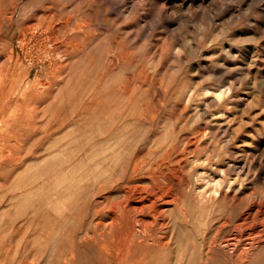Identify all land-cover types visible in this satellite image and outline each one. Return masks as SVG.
<instances>
[{"label":"rangeland","instance_id":"rangeland-1","mask_svg":"<svg viewBox=\"0 0 264 264\" xmlns=\"http://www.w3.org/2000/svg\"><path fill=\"white\" fill-rule=\"evenodd\" d=\"M0 10V52L13 47L17 73L51 84L0 171V264H116L81 242L90 180L53 191L45 158L62 145L76 150L63 173L88 146L136 159L128 183L163 170L172 204L161 235L131 255L144 253L140 264H264V247L243 259L225 244L264 201V0H0ZM47 119L62 128L50 133ZM120 183L96 197L118 196Z\"/></svg>","mask_w":264,"mask_h":264},{"label":"bare ground","instance_id":"bare-ground-1","mask_svg":"<svg viewBox=\"0 0 264 264\" xmlns=\"http://www.w3.org/2000/svg\"><path fill=\"white\" fill-rule=\"evenodd\" d=\"M3 18L5 20L7 19L5 16L0 17V29L2 24L1 20ZM25 36V32L21 33V38L18 43H22ZM0 55L5 56L7 62L5 68L0 66L1 171L5 169L6 162H8L10 166L12 161L18 159L13 156L14 150H17L16 147H19L17 139L20 138V131L25 127V124L28 123L31 114H33L31 113L33 110V106H30L31 102L37 101L44 92L49 90L51 84L48 82L49 80L45 82V85L40 82L38 80L39 74H37L34 79H30L28 77L29 70L24 75L17 73V64H19L18 60L20 56L18 53L15 54L13 47L5 53L0 52ZM49 67L54 68L56 71L59 70V66H57V64L53 65L51 62H49ZM40 68H42V66H40ZM48 77L55 76L50 74ZM27 78H29V80ZM39 84H41V86H39ZM103 119L108 121L105 117ZM52 122L50 119H47L44 125L48 128L50 133L56 128L61 127L60 123ZM15 132L20 134L18 135L19 138L16 134L14 135ZM75 154L76 150L63 148L62 145L58 150L51 152L49 154L50 157L47 156L45 159L47 174L51 175L55 180L53 191H59L61 194L65 191H69L78 184H84L87 180H90L92 185V198H89V194L86 195L87 201L85 206L86 212L89 211L91 213L88 222V224L91 225V229L89 232L83 234L81 242L84 243L87 248L98 252L100 254L99 256L113 260L116 264L142 263V260H144L142 255H144V253L141 257H139L140 254L136 257L131 255L134 254L138 245L145 244L149 246L148 238L151 237V230H160L161 235V229H163V227L165 228L166 225L164 210L169 204H172V200L167 198V192L163 191L165 183L161 181L164 176L163 170H160L161 168L159 169V165L157 164L151 165L147 168V183H128L126 180H134L135 174L142 170L141 165L136 159H132L131 162H124L125 157L123 158L119 151H106L100 150L99 147L96 148V146H88L83 154H81L84 162L80 164V167H77L71 161L73 165L68 163L71 167L67 172L65 171L66 173H63L62 164L64 158H74ZM78 155H80V153H78ZM117 180L121 181L118 185V196L114 198L110 195H100V197H96L99 192L112 187L114 185L113 183ZM42 186L43 185L37 187V196L39 198L42 197ZM45 204L47 206V202H45ZM175 207L176 206H174V209ZM176 219H178V217ZM238 219V222L229 226L233 232L232 234L230 232L231 237L229 236L230 238L225 241V244L229 247H233L238 258L247 259L261 247H264V201L250 202L247 211ZM59 248H57V250L60 251ZM61 248H63V246H61ZM69 255L68 259L70 261L75 258L73 250L69 252ZM135 255L136 251L134 256ZM131 257H133V259H137L138 257V259L135 260V262ZM107 260L105 259V261Z\"/></svg>","mask_w":264,"mask_h":264}]
</instances>
